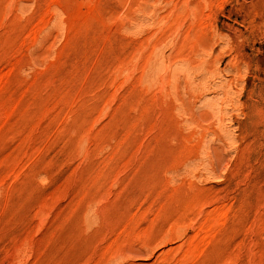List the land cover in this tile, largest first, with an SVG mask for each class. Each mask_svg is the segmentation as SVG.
I'll return each instance as SVG.
<instances>
[{"label":"rangeland","instance_id":"1","mask_svg":"<svg viewBox=\"0 0 264 264\" xmlns=\"http://www.w3.org/2000/svg\"><path fill=\"white\" fill-rule=\"evenodd\" d=\"M0 264H264V0H0Z\"/></svg>","mask_w":264,"mask_h":264}]
</instances>
